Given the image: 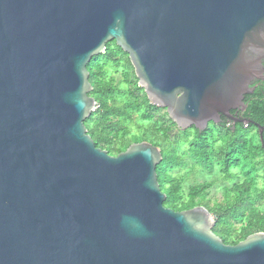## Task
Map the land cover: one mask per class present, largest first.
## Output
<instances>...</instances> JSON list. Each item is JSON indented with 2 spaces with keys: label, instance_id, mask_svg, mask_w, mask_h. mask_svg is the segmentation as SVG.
Wrapping results in <instances>:
<instances>
[{
  "label": "water",
  "instance_id": "95a60500",
  "mask_svg": "<svg viewBox=\"0 0 264 264\" xmlns=\"http://www.w3.org/2000/svg\"><path fill=\"white\" fill-rule=\"evenodd\" d=\"M113 42L179 130L255 125L232 112L264 82V0H0V264H264V234L225 245L206 208L164 206L160 148L88 135Z\"/></svg>",
  "mask_w": 264,
  "mask_h": 264
},
{
  "label": "trees",
  "instance_id": "16d2710c",
  "mask_svg": "<svg viewBox=\"0 0 264 264\" xmlns=\"http://www.w3.org/2000/svg\"><path fill=\"white\" fill-rule=\"evenodd\" d=\"M88 72L90 97L98 109L85 126L97 148L115 157L135 144L160 148L163 160L157 176L167 196L166 208L175 212L206 208L215 220L213 234L225 245L264 234V148L257 128H264V82L256 83L254 94L244 101L243 118L255 125L212 124L200 133L179 130L165 110L150 104L128 55L115 42L91 61ZM137 123L138 129L132 130ZM196 172L226 183L220 199L211 198L215 181L184 190L186 176Z\"/></svg>",
  "mask_w": 264,
  "mask_h": 264
},
{
  "label": "rangeland",
  "instance_id": "374dc122",
  "mask_svg": "<svg viewBox=\"0 0 264 264\" xmlns=\"http://www.w3.org/2000/svg\"><path fill=\"white\" fill-rule=\"evenodd\" d=\"M165 113V112H164ZM163 113V114H164ZM138 126H140L139 123H137L135 126H132V130H137L138 129ZM184 149V148H183ZM184 190L186 192H188V189L189 187L191 186H195L197 184H202L204 183L205 181H215V186L213 187V189L211 190V198L212 200H214L215 198L217 199H220L221 198V188L226 184L224 183L221 179H209L207 178V176L199 173V172H196V173H190L186 176L185 180H184Z\"/></svg>",
  "mask_w": 264,
  "mask_h": 264
},
{
  "label": "flooded vegetation",
  "instance_id": "af4514ba",
  "mask_svg": "<svg viewBox=\"0 0 264 264\" xmlns=\"http://www.w3.org/2000/svg\"><path fill=\"white\" fill-rule=\"evenodd\" d=\"M243 113H244V112L233 111V112H232V115H233L234 117H236V118H239V119L243 120V119H244V118H243ZM227 123H231V122H229L226 118L222 117V118H221V123L219 124V126H223V125H225V124H227ZM211 125H212V124H211ZM233 125H234V124H233ZM192 129H194V128H192Z\"/></svg>",
  "mask_w": 264,
  "mask_h": 264
}]
</instances>
